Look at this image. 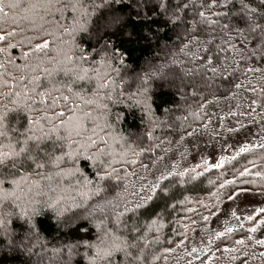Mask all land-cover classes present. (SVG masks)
<instances>
[{
  "label": "snow or ice",
  "instance_id": "6c2138e0",
  "mask_svg": "<svg viewBox=\"0 0 264 264\" xmlns=\"http://www.w3.org/2000/svg\"><path fill=\"white\" fill-rule=\"evenodd\" d=\"M132 2L140 31L118 7L123 0H0V244L29 257L40 245V264H264V236L256 235L264 207L243 216L233 210L234 223L209 229L190 248L189 226L177 217L195 211L186 186L195 190L210 170L264 150V137L214 163L201 157L181 167L165 162L172 141L156 135L167 127L177 144L195 138L216 116L207 107L222 99L235 104L229 117L264 120V0ZM161 23L173 31L175 50L165 51L164 63L129 71L124 45L151 40ZM165 84L177 100L161 119L154 89ZM197 97L193 110L188 101ZM123 109L139 112L138 130L122 127ZM190 116L196 128L186 124ZM236 123L227 131L245 127ZM246 176L264 181V172L244 167L231 179L221 172L218 188ZM249 191L237 187L225 197ZM42 218L72 226L75 238L47 248Z\"/></svg>",
  "mask_w": 264,
  "mask_h": 264
},
{
  "label": "trees",
  "instance_id": "16d2710c",
  "mask_svg": "<svg viewBox=\"0 0 264 264\" xmlns=\"http://www.w3.org/2000/svg\"><path fill=\"white\" fill-rule=\"evenodd\" d=\"M118 7L122 8V14L124 15H127L129 12L132 13V19L130 20V24L134 25L137 31H140V29L144 27L142 24H136L135 4L132 2V0H123V4ZM159 26L161 30L151 40L144 41L143 39H141L139 42H133L131 44L124 45V47L128 49L127 64L129 65V71H140L142 68H146V66L149 63L152 64L164 63L165 51L170 52L175 50L173 48V44L176 43V41L173 31L169 27H164L162 23ZM152 27L153 30H155L157 25H153ZM115 39H118V37H116ZM165 45L168 46L167 49H165ZM154 93H155L154 110L156 112V115L161 119H166L163 113V109L166 107H174L173 101L177 100L175 89L170 88L168 85L165 84L163 87L154 89ZM198 100L199 97L195 99H190L188 101V103L191 105L193 110H195ZM230 107L231 108L235 107L234 102L222 99L219 104H212L208 106L206 110L209 114L215 113L216 116L223 115L224 120L222 122H218V125H221V123H223L226 129L237 127L238 126L236 123L237 120H239L240 123H243L245 125L244 128H241L237 132L228 131L229 135L238 133L243 136L245 132L249 131L250 128H252L255 131H258V133H261L262 135L261 137H264V120H262L260 116L256 117L257 123H252L250 118L247 116L235 117V118L229 117L227 113ZM123 110L126 115V120L124 121L122 127L133 131L138 130L141 127L139 112L133 110V112L129 113L128 109H123ZM182 114L185 113L181 111L175 112V115H182ZM216 116H213V119L216 118ZM198 123L199 122L195 121L191 116L189 117L188 121H186V124H190L191 128H196L198 126ZM191 128H189V130H191ZM209 129H210V124L206 132L203 128H201L200 132L197 133L196 137L200 136L199 134L202 135L209 134L210 133ZM156 135H158L161 139L167 138L168 140H171L172 151L179 149L184 142H186L189 138H191V137H186L182 143L177 144L176 141L179 140V136L176 135L174 132H170L167 127L158 128L156 131ZM260 142L261 140L256 138L253 143L258 144ZM165 147H168V145L166 144ZM234 154L235 152L232 154H225V156H232ZM262 156H264V150L257 148L250 153L242 154V156L237 157L235 161H232L230 164H226L225 167L221 170L213 169L205 173L200 178V180L197 181L195 190H192L191 185L186 186L188 188V191H186L185 194L188 195L190 199L193 201V203L188 205V207L194 208L195 211L185 212L183 209H181L177 213V217L183 218L181 220V223L189 226L190 230L187 233L188 238L189 235L192 232H194L196 228H201L206 231L211 228L210 225L212 223L214 215H210V213L214 212L216 214L220 210H223L224 204L227 201L225 197V193H230L232 190H235L237 187H243L249 190L264 191V181H261L259 177H254V176H246L242 178L238 177V180H243L245 181V183L233 184L231 186L226 187L223 190L218 188V184L222 183V180L218 179L221 172L223 173V178L231 179L233 169H235L236 171H240L244 167L250 168L252 166L247 163L248 160H252L255 163V165L264 164V160L260 159V157ZM210 180L213 181V183H209ZM250 180H256L258 186L254 188L253 185L247 183V181ZM214 193L215 195H213ZM217 196L220 197V200H217L216 198ZM196 201H202L203 204L202 205L198 204L196 203ZM201 216H209L208 221L204 222L203 220H201L200 219ZM42 219H43V223L40 226V230H41V235L43 237V244L47 248H52L53 246H59L61 243L69 242L70 240L75 238L76 233L72 226L65 227L64 225H58L54 220L48 218H42ZM191 221H196V223L192 224ZM229 223H234V222L229 221ZM173 228L176 229L177 233H181L184 231V228L178 225H173ZM170 231L171 229H169V232ZM237 235H239V233H237ZM186 246L188 245L186 244ZM257 251H259V249ZM181 252L182 250H178L177 255H180ZM33 253L34 254L31 257H29L27 253L20 251H10L6 244H0V264H32L33 261L38 259L36 255L37 253H42L43 256V250L41 246L37 245V247L33 249ZM41 257L40 259L37 260L38 261L37 264H40ZM45 264H47L46 259H45Z\"/></svg>",
  "mask_w": 264,
  "mask_h": 264
},
{
  "label": "rangeland",
  "instance_id": "374dc122",
  "mask_svg": "<svg viewBox=\"0 0 264 264\" xmlns=\"http://www.w3.org/2000/svg\"><path fill=\"white\" fill-rule=\"evenodd\" d=\"M209 132V134L205 135L199 134L200 136H197L196 138H189L179 149L170 152L166 157L165 162L171 157L178 161L181 167H191L199 163L201 157H205L209 159L210 163H214L219 156L234 153L240 144L248 142L253 143L256 138L260 139L262 136L261 133H258V131H255L252 128L245 132L243 136L238 133L229 135L225 125L223 123L218 125L216 118H214L212 124H210ZM181 153L184 154L183 159H181ZM250 170L252 172H264V164L256 165V167L251 166ZM259 207H264V191L260 190H250L247 193L237 196L234 200H227L224 204L223 210H220L214 215L210 229H221L224 221L235 222L231 219L230 215L233 210L236 211L238 216H243L245 214H250ZM207 231L201 228H196L194 232L189 235L186 242L188 247L198 246L201 238L206 236ZM257 236H264V230L258 232ZM37 254L38 259H40L42 253ZM37 260L33 261L32 264H37Z\"/></svg>",
  "mask_w": 264,
  "mask_h": 264
}]
</instances>
